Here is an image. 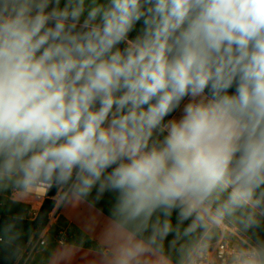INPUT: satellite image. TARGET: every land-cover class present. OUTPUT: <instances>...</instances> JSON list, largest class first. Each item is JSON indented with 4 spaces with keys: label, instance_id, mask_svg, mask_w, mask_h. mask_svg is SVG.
I'll use <instances>...</instances> for the list:
<instances>
[{
    "label": "clouds",
    "instance_id": "1",
    "mask_svg": "<svg viewBox=\"0 0 264 264\" xmlns=\"http://www.w3.org/2000/svg\"><path fill=\"white\" fill-rule=\"evenodd\" d=\"M7 184L115 192L124 222L151 228L116 264L169 235L198 264L212 227L264 203V0H0ZM233 264H264V244Z\"/></svg>",
    "mask_w": 264,
    "mask_h": 264
},
{
    "label": "crops",
    "instance_id": "2",
    "mask_svg": "<svg viewBox=\"0 0 264 264\" xmlns=\"http://www.w3.org/2000/svg\"><path fill=\"white\" fill-rule=\"evenodd\" d=\"M187 102L186 99L183 103ZM181 109L172 113L169 119L178 118ZM259 194L260 190L257 192ZM117 196L115 192H99L94 187L86 197L67 202L56 192L48 224L36 237H31L14 264H116L121 246L147 239L146 231L138 232L135 223L124 222L117 211ZM45 199H38L34 194L11 184L0 185V217L4 215L34 221ZM248 209L264 222V203L255 209ZM152 219L154 221L155 216ZM59 233L65 236L63 244L57 243ZM41 234H44L43 245L25 260L30 246ZM139 264L180 262L159 250L156 255L142 256Z\"/></svg>",
    "mask_w": 264,
    "mask_h": 264
},
{
    "label": "rangeland",
    "instance_id": "3",
    "mask_svg": "<svg viewBox=\"0 0 264 264\" xmlns=\"http://www.w3.org/2000/svg\"><path fill=\"white\" fill-rule=\"evenodd\" d=\"M213 207H215V205H213ZM248 213H251V211L244 209L233 216H226L220 225L212 227L205 241L207 246L206 252L211 253L214 249H217L220 244L227 246L229 249H235V251L250 245L255 246L257 244H264V222L256 216L259 221V226L246 228L243 218ZM172 223L174 225L176 223L175 214H173ZM146 233V238H148L151 234V228L149 231H146ZM198 235L199 230L197 236ZM173 239L174 237L172 235L164 239L162 242V250L160 251L180 262L182 256L181 249L187 244L189 238L181 237L176 239L175 245L172 246L171 242ZM157 243H159V241H157ZM232 261L233 258L230 259V262Z\"/></svg>",
    "mask_w": 264,
    "mask_h": 264
},
{
    "label": "trees",
    "instance_id": "4",
    "mask_svg": "<svg viewBox=\"0 0 264 264\" xmlns=\"http://www.w3.org/2000/svg\"><path fill=\"white\" fill-rule=\"evenodd\" d=\"M140 25H137L139 29ZM136 32L130 34L134 37ZM167 117L166 119H169ZM57 189H49L34 221L14 219L2 215L0 217V264H14L20 257L32 236H37L48 224V216L54 208ZM248 211H250L247 208ZM264 219V214H263Z\"/></svg>",
    "mask_w": 264,
    "mask_h": 264
},
{
    "label": "built area",
    "instance_id": "5",
    "mask_svg": "<svg viewBox=\"0 0 264 264\" xmlns=\"http://www.w3.org/2000/svg\"><path fill=\"white\" fill-rule=\"evenodd\" d=\"M39 189L30 190L28 192L34 194L38 199L47 197V193L49 189L44 190L43 193H39ZM57 243L63 244L65 241V236L63 233H59L57 236ZM44 243V234H41L39 238L30 246L29 250L26 253L25 260L28 259L32 253L38 249L41 245ZM235 249H229L227 246L220 244L217 249H214L211 253L206 252L204 257L198 261V264H233V261L230 262V259L233 258V255L235 253Z\"/></svg>",
    "mask_w": 264,
    "mask_h": 264
},
{
    "label": "bare ground",
    "instance_id": "6",
    "mask_svg": "<svg viewBox=\"0 0 264 264\" xmlns=\"http://www.w3.org/2000/svg\"><path fill=\"white\" fill-rule=\"evenodd\" d=\"M38 191H39V193H43V191H42V190H40V189H39Z\"/></svg>",
    "mask_w": 264,
    "mask_h": 264
}]
</instances>
